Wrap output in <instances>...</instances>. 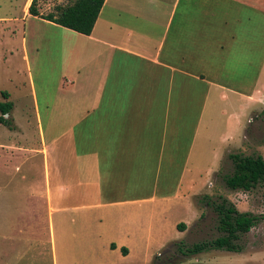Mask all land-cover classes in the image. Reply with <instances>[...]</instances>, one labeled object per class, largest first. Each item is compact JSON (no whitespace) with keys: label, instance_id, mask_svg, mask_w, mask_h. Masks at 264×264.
Here are the masks:
<instances>
[{"label":"crops","instance_id":"crops-1","mask_svg":"<svg viewBox=\"0 0 264 264\" xmlns=\"http://www.w3.org/2000/svg\"><path fill=\"white\" fill-rule=\"evenodd\" d=\"M30 1L25 19H38L52 32L34 35L31 47L37 51L44 43L65 69L55 100L43 102L41 113L23 33L33 104L27 118L36 123L39 143H0L2 163L13 168L9 181L25 169L19 177L22 197L8 207L0 201V264H33V249L49 254L52 264H131L138 249L131 224L137 214L127 207L184 200L175 192H155L167 126L172 166L183 147L182 127L188 157L218 103L232 108L228 116L236 118L232 111L239 101L262 102L264 47L247 87L239 68L243 53L253 56L259 42L253 22L257 12L264 19V0H104L88 35L29 14ZM13 109L14 104L9 115L16 127ZM192 218L190 212L178 221L187 226ZM97 247L107 256L87 258Z\"/></svg>","mask_w":264,"mask_h":264},{"label":"rangeland","instance_id":"rangeland-1","mask_svg":"<svg viewBox=\"0 0 264 264\" xmlns=\"http://www.w3.org/2000/svg\"><path fill=\"white\" fill-rule=\"evenodd\" d=\"M72 1L36 0L35 7L40 13L47 14L54 11L56 6L66 5ZM158 1L169 3V0ZM25 4L26 0H0V92L6 90L10 94L9 100L14 104L13 117L16 126L0 123V143L34 147L38 146L39 141L36 136V123L28 121L27 118L28 115L33 114V104L21 44L23 33L27 32L29 37L27 47L29 70L33 76L41 113L45 112L43 102L55 100L59 72L65 68L59 56L54 52L50 53L44 43H42L43 48L37 51L31 47L34 35L39 38L40 35L49 37L52 32L49 26L38 19L33 17L25 19ZM224 6L227 7V4L225 3ZM241 14L247 15L244 11ZM253 23L256 24L254 30L259 42L253 56L251 53L248 55L243 53L244 59L240 62L239 68L240 79L244 80L243 84L246 87L258 70L261 49L264 47V38H262L264 19L258 12ZM220 80L224 82L227 78L221 77ZM218 104L215 113L209 114L207 122L201 124L202 131L206 135L202 139L196 138L188 157H184L187 132L183 127L181 128L182 133L185 132L180 143L183 147L175 155L172 166L167 161L168 143H171L168 136L170 128L167 126L165 151L160 157L159 180L156 182L155 192L158 196L175 192L177 196H184V200L178 203L175 200L144 202L127 207V213L137 214V220L134 219L132 223L130 221L133 228H137L135 238L138 246L129 258L131 264H264V220H259L247 233L240 236L237 243L242 249L239 252L210 249L194 255H183L177 249L178 242L190 246L198 241L211 240L221 234L217 229V214L212 208L214 201L220 202L222 198H226L240 212L264 214V180L249 191L230 190L224 183V175L232 171L229 153L242 152L246 155H261L264 158V98L262 102H251L249 105L239 101L237 110L234 108L235 111H232L237 115V120L234 116H228L232 108L226 106L224 102ZM210 110L209 106L208 111ZM8 119H11L10 115ZM243 128H246L245 138L242 142L237 141V136ZM2 151L5 149H0V155ZM2 160L0 159V201L8 207L12 201L15 204V199L18 200L23 195L19 177L24 174L25 169L22 167L19 173L16 172L14 182L9 181L13 168L9 170ZM35 166L37 167L35 174L41 176L40 164L35 162ZM207 201L210 203L207 204ZM43 211L45 213V210ZM190 212L193 214L192 220L182 231L177 229V224L183 223L178 219L188 218ZM174 220H177L176 227L173 226ZM42 229L45 234V229ZM92 255L97 261L107 256L99 247L87 258ZM44 257L38 254L37 249L32 250L33 264H52L49 254L46 259Z\"/></svg>","mask_w":264,"mask_h":264},{"label":"trees","instance_id":"trees-1","mask_svg":"<svg viewBox=\"0 0 264 264\" xmlns=\"http://www.w3.org/2000/svg\"><path fill=\"white\" fill-rule=\"evenodd\" d=\"M35 2L36 0H31L28 6L29 14L88 35L93 29L104 0H73L69 4L56 6L54 11L47 14L40 13L35 7ZM0 96V123L9 126L11 120L8 118L13 104L8 99V91H1ZM228 157L232 162V171L224 175V183L228 189L249 191L264 180V158L261 155L231 152ZM209 203L207 201V204ZM212 208L217 214V229L221 234L211 240L198 241L190 246L178 242L177 249L183 255H194L210 249L239 252L242 249L237 243L240 236L247 233L259 220H264V214L254 215L238 211L226 198H222L220 202L214 201ZM184 228V223L177 224V229L182 231ZM111 247L113 248L114 244H111ZM121 252L126 254L127 249L122 246Z\"/></svg>","mask_w":264,"mask_h":264}]
</instances>
